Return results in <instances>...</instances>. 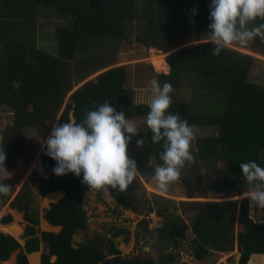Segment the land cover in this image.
I'll use <instances>...</instances> for the list:
<instances>
[{
	"label": "trees",
	"instance_id": "1",
	"mask_svg": "<svg viewBox=\"0 0 264 264\" xmlns=\"http://www.w3.org/2000/svg\"><path fill=\"white\" fill-rule=\"evenodd\" d=\"M193 9L197 11L193 13ZM43 16L65 21L53 26L57 54L38 44L39 33H45V28L38 29ZM150 17L154 19L149 20L146 31L136 39L146 47L168 52L170 71L157 73L156 80L161 84L171 82L173 89L188 82L195 90L194 102L175 97L169 111L178 113L190 126H218L216 135L194 140L190 148L193 159L185 162L177 178L187 197L211 199L181 201L185 211H194V221L189 225L175 214L174 201L164 195L153 193L152 203L149 198L141 201L134 193L110 187L118 205L140 212L144 202L149 204V212L155 211L163 218L162 225L147 227L149 232L145 235L160 245L158 263L149 256L122 255L113 241L120 228L112 237L96 233L87 238L85 190L90 186L73 173L54 174L56 161L44 150L38 159L42 192H66L46 208L44 216L49 223L62 228L59 232L39 228L33 196L24 191V186L9 205L25 212L28 224L22 237L26 241L23 245L11 233L0 232V260H8L19 250L18 264H34V255L38 262V250L44 242L47 251L42 254V264H173L178 262L180 252L169 248L182 245L189 227L194 234L191 243L198 261L212 262L216 254L235 248L240 252V264H248L253 256H264V219L258 221L251 216L249 201L214 199L247 192L241 162L255 160L264 166V82L251 76L258 59L232 47L214 55L209 41L171 51L188 42L208 39L210 0H0V104L13 110V122L0 130V150L6 153L5 161H0V174L5 168L16 167L19 158L33 157V148L45 139L54 123L69 119L79 123L89 110L105 101L124 112L127 119L147 117L149 103H135L134 89L127 84V66L112 64L121 43L131 40L129 26ZM259 23L264 20L258 18L249 28ZM249 48L264 55V39L256 37ZM14 81H19V88L13 87ZM214 95L222 107L203 116L197 102L204 98L213 100ZM27 129L32 135H28ZM138 132L128 145V155L135 159L146 181H150L155 167L162 163L159 154L163 142H152L148 126ZM140 137H144L146 145L136 148V139ZM22 175L15 173L0 181L9 185V192L0 194V209L14 193L12 183ZM2 221L12 222L13 214H5ZM76 235L86 238L75 245Z\"/></svg>",
	"mask_w": 264,
	"mask_h": 264
},
{
	"label": "rangeland",
	"instance_id": "2",
	"mask_svg": "<svg viewBox=\"0 0 264 264\" xmlns=\"http://www.w3.org/2000/svg\"><path fill=\"white\" fill-rule=\"evenodd\" d=\"M144 0H141V3ZM142 7V4H141ZM154 17L146 18L144 20L136 21L134 24L129 26L130 29V37L131 40H124L120 45L119 53L115 57V63L112 66L117 65H126L128 68V86H131L134 89V99L135 103H150L152 99V86L151 81L156 79V74L160 72L168 73L170 70H159L155 67L152 61V53L153 51H162L165 55V60L168 52H164L161 49L156 47H146L145 45L139 43L136 39L139 33H143L148 28L149 20H153ZM61 22H65L63 19H53L43 16L39 19V28H45V33H39L38 36V44L41 48H44L50 51L53 54L58 53L57 43L55 40V33L53 26L55 27ZM45 24V25H44ZM47 26V27H46ZM208 41L207 38L200 39L193 42H188L178 47H173L171 51L183 46H187L197 42ZM251 41L248 42L246 46L233 45L231 46L234 49L241 50L246 53H250L256 56L257 63L255 68L252 71V79L264 82V55L257 54L253 52L249 46ZM2 45L0 44V47ZM1 49V48H0ZM168 63V62H167ZM108 68V67H107ZM104 71V70H102ZM100 71L90 75L82 81L80 84L76 85L74 88L76 89L83 82L95 77ZM188 82H185L184 85L180 89H173L170 93L172 100L176 98H183L189 101L194 102L196 99L195 90L191 88ZM219 100L218 97L214 95V99L209 98L208 100L199 99L197 103L202 106V110L204 111L203 116L210 115L212 111L220 109L222 106L220 103H217ZM198 105V106H199ZM61 113L58 116L60 118ZM146 119L147 117H132L129 118L132 122L137 125L138 131L146 128ZM13 122V110L6 104H0V130L5 128V125L11 124ZM57 124V123H56ZM55 123L53 124L56 125ZM52 126V128H53ZM51 128V130H52ZM193 132V140L192 146H194V140L197 137L202 136H211L216 135L218 133L217 125H195L191 126ZM50 132L47 134L45 139L41 143H37L33 148L35 151L34 156L26 159L19 158L18 164L14 168H7L3 170L0 174V181H3L5 178L13 176L15 173H22V177L18 181H14L12 185H14V193L12 197L7 201L2 208L0 209V217L5 214L11 212L12 207L9 205L15 195L19 192L20 189H23L25 186V192L30 193L33 196V207L36 210L44 212L46 210L45 203V194L42 192L40 188V176L39 173V165L38 159L43 153L45 149L44 142L47 137L50 135ZM28 135H32V131L29 132V129L26 130ZM30 140V137H29ZM146 145V141L143 146ZM143 146L135 145L136 148H140ZM130 153H133L132 151ZM152 177V176H151ZM124 191L134 193L141 198V201H144L145 198H149L153 203V193H158L164 195L174 202L172 203L173 210L175 214H179L182 216V220L191 225L194 221V211L183 209L181 201L184 200H204L211 198L204 197H195L190 198L187 197L185 193L184 186L179 182L178 179L171 182L167 190H163L159 187L158 181L155 178V175L151 178L150 181H146L141 171L138 169V172L134 178V181L129 184L128 188ZM85 195L87 197L85 208L88 215L89 228L87 233L88 237H93L96 233L107 234L108 237H112L113 233L119 230V234L116 237H113L114 243L120 249L122 255H130L136 257H145L149 256L156 260L158 263V258L161 254V249L158 241L156 239L151 238L149 235L145 236L148 232V228H155L157 226L162 225L163 218L157 215L155 211L149 212L148 206L149 204L142 202L141 207L142 211L137 212L133 209L124 208L121 205H118L117 201L110 194V191L105 192L103 189H92L89 187L85 190ZM247 192L238 195L235 197H219L214 198L216 200H225V199H247L250 203V214L253 218L258 221H262L264 219V209L259 208L257 205H253L250 202V198L246 196ZM10 206V207H9ZM11 208V209H10ZM13 221L10 223V226H6L12 234L18 235L22 231V227H26L28 221L24 217V211H18L17 209H12ZM145 219V220H144ZM147 220V222H146ZM21 224V226L19 224ZM9 224V223H8ZM8 227V228H7ZM148 227V228H147ZM25 230V228H24ZM194 234L192 232L191 227L188 229V236L185 240L182 241V245L179 248H175L170 246L169 250L175 252L176 250L180 252V256L178 257V262L173 264H182L183 261H188L191 264H240V252L237 248L231 252H220L215 255L214 261H210L206 259L204 261H198L193 254L192 248V238ZM86 236L84 235H76L75 236V245L79 244L83 240H85ZM44 242L41 243L37 262V256L34 255V264H42V254L44 251H47V245ZM19 250L14 251L11 257L7 261L0 260V264H18L17 255ZM32 255L30 254V257ZM254 257V258H253ZM248 264H264V256H253ZM56 257L53 256L52 260ZM10 259L12 261H10ZM10 261V263H9ZM31 263V262H30Z\"/></svg>",
	"mask_w": 264,
	"mask_h": 264
},
{
	"label": "clouds",
	"instance_id": "3",
	"mask_svg": "<svg viewBox=\"0 0 264 264\" xmlns=\"http://www.w3.org/2000/svg\"><path fill=\"white\" fill-rule=\"evenodd\" d=\"M193 13L197 10L193 9ZM264 20V0H210L208 41L211 52L219 55L233 45L246 46L256 37L264 39V23L249 28L257 19ZM152 99L148 105L146 125L153 143L163 142L162 161L154 169L159 187L167 190L175 181L186 161L193 159L190 151L193 132L188 121L169 111L172 102L171 82L151 81ZM19 88V81L13 82ZM137 125L109 102L89 110L79 123L69 119L53 126L45 144V153L56 161L53 173L63 176L73 173L92 189L111 188L124 191L134 181L137 162L128 155V145L138 134ZM144 137L136 139L143 146ZM6 153L0 150V161ZM247 197L253 205L264 209V166L255 160L241 162ZM9 185L0 183V194H7ZM6 224V223H5ZM8 233V232H7Z\"/></svg>",
	"mask_w": 264,
	"mask_h": 264
},
{
	"label": "crops",
	"instance_id": "4",
	"mask_svg": "<svg viewBox=\"0 0 264 264\" xmlns=\"http://www.w3.org/2000/svg\"><path fill=\"white\" fill-rule=\"evenodd\" d=\"M5 169H7V168H5ZM4 169V170H5ZM65 190H56V191H51V192H47L46 194H45V203H46V208H49L50 207V205H51V203L52 202H56V201H58L59 199H61L64 195H65ZM53 194H55V195H53ZM56 194H58V195H56ZM50 196H55L54 198H51ZM10 207V206H9ZM11 209V208H10ZM13 209V208H12ZM12 209H11V212H9V213H12L13 215H14V213H13V211H12ZM16 209V208H15ZM19 211V210H18ZM44 212H41V211H39V219H40V224H39V228L41 229V230H47V231H55V232H59L60 230H61V226H59V225H52L51 223H49V221L45 218V216H44ZM11 223V222H10ZM10 223L9 224H6V226H10ZM19 224V223H18ZM20 226H21V224H19ZM7 227V228H8ZM25 228V227H24ZM24 228L22 227V231L18 234V235H15V234H12L10 231H8V229H7V232L8 233H11L12 235H14L16 238H18L19 239V241L24 245L25 244V237H22V234L24 233ZM42 245H46V244H42ZM36 252V251H35ZM30 254L32 255V253H29L28 254V257H29V260L31 261V257H30ZM42 257V256H41ZM6 261V260H5Z\"/></svg>",
	"mask_w": 264,
	"mask_h": 264
},
{
	"label": "bare ground",
	"instance_id": "5",
	"mask_svg": "<svg viewBox=\"0 0 264 264\" xmlns=\"http://www.w3.org/2000/svg\"><path fill=\"white\" fill-rule=\"evenodd\" d=\"M152 61H153V64L155 65V67L159 70H166L168 71L170 66L169 64L167 63V61L165 60V55L161 52V51H153L152 53ZM7 261V260H6ZM10 261H12L10 259ZM9 261V263H10Z\"/></svg>",
	"mask_w": 264,
	"mask_h": 264
},
{
	"label": "built area",
	"instance_id": "6",
	"mask_svg": "<svg viewBox=\"0 0 264 264\" xmlns=\"http://www.w3.org/2000/svg\"><path fill=\"white\" fill-rule=\"evenodd\" d=\"M5 227H6V224L3 223L2 217H0V232L7 233V229Z\"/></svg>",
	"mask_w": 264,
	"mask_h": 264
},
{
	"label": "water",
	"instance_id": "7",
	"mask_svg": "<svg viewBox=\"0 0 264 264\" xmlns=\"http://www.w3.org/2000/svg\"><path fill=\"white\" fill-rule=\"evenodd\" d=\"M162 52V51H161ZM170 66V65H169ZM169 70H170V68H169Z\"/></svg>",
	"mask_w": 264,
	"mask_h": 264
}]
</instances>
